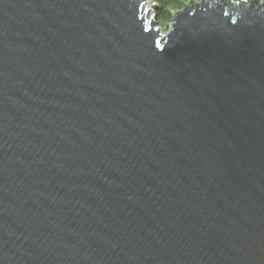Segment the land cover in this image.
Wrapping results in <instances>:
<instances>
[{"label": "water", "instance_id": "obj_1", "mask_svg": "<svg viewBox=\"0 0 264 264\" xmlns=\"http://www.w3.org/2000/svg\"><path fill=\"white\" fill-rule=\"evenodd\" d=\"M0 0V264H264V9Z\"/></svg>", "mask_w": 264, "mask_h": 264}, {"label": "trees", "instance_id": "obj_2", "mask_svg": "<svg viewBox=\"0 0 264 264\" xmlns=\"http://www.w3.org/2000/svg\"><path fill=\"white\" fill-rule=\"evenodd\" d=\"M197 0H153L154 13L160 27L166 26L173 19V14L184 9L189 2ZM241 1V0H234ZM264 2V0H258ZM188 3V4H187Z\"/></svg>", "mask_w": 264, "mask_h": 264}, {"label": "rangeland", "instance_id": "obj_3", "mask_svg": "<svg viewBox=\"0 0 264 264\" xmlns=\"http://www.w3.org/2000/svg\"><path fill=\"white\" fill-rule=\"evenodd\" d=\"M203 1H206V0H203ZM212 3L215 2L216 3V0H210ZM220 2V0H218ZM224 2V0H222ZM243 1H245L246 3H249L250 0H241V1H234V0H229L230 4L231 5H234L236 4L237 8L239 9V4L242 3ZM199 3L202 2V0H198ZM192 2H189L188 5L192 6V5H195L196 4V1L194 2V4H191ZM259 3H263V9H264V2H260L258 0H256V6L259 5ZM146 9H149V13H148V21L150 22L151 21V18L154 17V21L157 22V19L155 17V13H154V6H153V0H147L146 3L144 4L143 6V13H145ZM177 12H175L173 14V16L176 14ZM172 23H173V19L171 22H169L166 26H162L160 27L159 24L157 23V25L162 29V33L163 34H167L171 27H172Z\"/></svg>", "mask_w": 264, "mask_h": 264}]
</instances>
